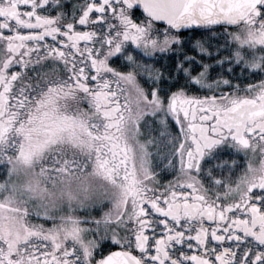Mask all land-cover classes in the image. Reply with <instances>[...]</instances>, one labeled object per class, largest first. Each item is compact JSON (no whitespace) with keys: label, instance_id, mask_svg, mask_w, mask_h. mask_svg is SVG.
<instances>
[{"label":"snow or ice","instance_id":"snow-or-ice-1","mask_svg":"<svg viewBox=\"0 0 264 264\" xmlns=\"http://www.w3.org/2000/svg\"><path fill=\"white\" fill-rule=\"evenodd\" d=\"M0 264H264V0H0Z\"/></svg>","mask_w":264,"mask_h":264}]
</instances>
